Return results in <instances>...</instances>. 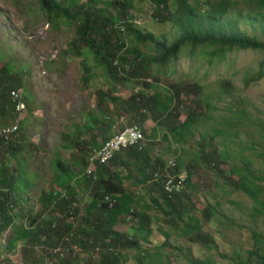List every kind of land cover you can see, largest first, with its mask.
<instances>
[{"label": "rangeland", "instance_id": "obj_1", "mask_svg": "<svg viewBox=\"0 0 264 264\" xmlns=\"http://www.w3.org/2000/svg\"><path fill=\"white\" fill-rule=\"evenodd\" d=\"M97 1V7L115 13V8L108 6L109 0ZM235 1L239 2L238 9L248 14L238 17L235 16L238 11H234L225 19L238 21L241 31L247 35L264 39V24L250 10L255 5L249 7L246 4L249 0ZM192 3L202 10L209 8L207 0H192ZM81 4L86 5L85 0ZM132 5L126 4L123 8L132 16L136 28L168 43L178 38L177 29L170 23L156 21L149 0H132ZM121 8L117 7L118 11H122ZM252 19H256L254 24L248 22ZM119 27L124 30L121 37L131 46H137L132 42L130 30L123 25ZM75 29V23L52 25L38 0H0V69L13 61L12 73L23 80L20 93L27 105V112L21 116L27 124L24 127L21 124L20 136L10 140H18L17 143L24 146L23 153L19 159H14L6 158L7 152L0 151V165L8 163L15 170L21 168L30 183L26 188L28 204L24 208L33 210L35 216L42 215V222H47L52 214L58 215V224H62L64 215L60 216L59 210H45L38 201L44 190H58L56 158L66 165H75L77 171L80 166L75 161L89 158L90 148L86 149L84 143L100 144L125 125H136L145 137L143 148L149 159L153 162L159 158L164 164L174 159L190 184L178 207L183 221L177 215L167 217L155 207L148 210L147 204L139 209L145 210L153 228L148 242L142 241L145 235L133 215L125 216L124 221L115 226L117 232L141 241L143 248L142 251L120 249L125 257L122 264H259L257 256H264V207H259L234 187L242 171L233 173L232 168L249 170L253 175L248 176L252 187L264 189V78L247 87L244 85L246 77L264 72V51L233 50L222 58H213L199 49L190 55L189 46H184L178 59L164 73L156 75L157 67H154V75L145 74L139 81L129 80L113 87L110 76L96 67L91 57L64 54L74 39ZM139 47L146 54L154 53L145 44ZM85 63L93 68L88 83L84 81ZM144 82L156 87L145 88ZM178 86L189 91L183 98L185 104L176 105L177 118L172 115L169 122L155 123L152 118L151 122L142 123L137 114L134 120H129L128 116L115 120L114 113L120 117L128 111L123 101L131 94L152 99L155 92L166 93V89ZM144 113L150 115L148 111ZM189 113L198 119L191 135L170 132V128L183 122ZM103 115L106 116L104 121ZM108 117L115 120L110 131H107ZM96 118L102 119V126L85 132L83 128L88 122L89 126L95 124ZM217 130L221 133L216 134ZM79 137L82 141L74 149ZM69 146L72 148L68 149ZM213 160L219 164L217 167L208 165ZM116 169L121 175L125 170ZM129 170L136 173L132 168ZM139 185V182L134 183L133 177L125 183L135 199L142 195L150 206V199H160L156 186ZM73 186L78 193L74 205L83 210L92 199L91 190L82 184ZM206 208H214L219 213L208 219L203 211ZM20 210L17 208L16 212ZM192 219L200 222L204 235L201 237L205 240L197 238V232L185 234L186 223H195ZM65 221L75 227L79 218L68 215ZM71 233L75 235L74 231L64 234L59 251L67 255L73 251L71 257L76 262L71 264L96 261L98 255L92 251L80 254L70 246ZM10 236L11 231L0 244V264H27L22 246L16 253L6 248ZM53 257L55 263L57 257ZM30 259L35 262L38 255Z\"/></svg>", "mask_w": 264, "mask_h": 264}, {"label": "trees", "instance_id": "obj_2", "mask_svg": "<svg viewBox=\"0 0 264 264\" xmlns=\"http://www.w3.org/2000/svg\"><path fill=\"white\" fill-rule=\"evenodd\" d=\"M38 1L52 25H58L61 22L76 24L74 39L69 43L64 54L75 57H91L96 67L101 68L110 76L113 87L129 80L139 81L145 74L146 76L154 75L152 73L154 67H157L155 68L156 75L164 73L178 59L184 46H189L190 55H194L199 49L213 58L217 56L222 58L227 52L233 50L264 51V39L247 35L241 31L238 21L225 19L234 11H238L235 15L238 17L248 14V12L238 9L239 2L235 0H207L209 8L206 10L199 9L192 3V0H149L153 6L156 21L163 24L170 23L177 29L179 36L172 43L163 41L154 34L145 33L135 27L132 16H129L127 10L123 8L126 4L132 7V0H109L108 6L115 8L114 14H111L107 8L97 7V0H85L86 5L81 4L82 0ZM246 4L249 7L255 5L250 10L259 18V22L264 24V0H249ZM119 6L122 7V11H118L117 7ZM248 22L254 24L256 19ZM120 25L130 30L133 36L132 42L137 46H131L125 38L121 37V32L124 30L123 27H119ZM141 44H145L147 48H152L154 53H144L139 47ZM12 68H14L13 61L0 69V127L5 124L16 123L19 117L10 100V95L11 92L23 90V80L12 73ZM84 69L86 73L84 81L88 83L93 68L85 63ZM263 78L264 72L259 71L246 77L244 85L247 87ZM143 85L145 88L156 87V85L148 82H144ZM188 91L189 88L185 90L178 86L174 89H166V93L155 92L151 97L152 99H149L150 97L145 99L141 95L133 93L123 103L126 110L136 111V117L137 114H140L142 123H145L148 118H153L155 123L160 120L169 122L172 115L178 117V112L175 110L176 105L185 104L183 98L184 95L188 94ZM146 111L150 115H145L144 112ZM105 117L103 115V121ZM108 118L111 120V117ZM22 122V126H26L27 121ZM101 122L102 119L96 118L94 126H89L88 122L83 129L85 132H90L95 127H101ZM197 123L196 115L189 113L183 122L174 124L170 128V132L180 136L184 133L191 135L190 131L194 130ZM218 133L221 131L217 130L216 134ZM17 141L0 142V151L7 152L6 158H20L24 146L21 143L18 144ZM81 141L82 139L79 137L73 148H77ZM100 146L99 143H94L92 146L89 143H84V147L90 148V150L92 147L99 148ZM67 148L71 149L72 147ZM121 154H125L129 162L128 165L123 164L122 166H125L126 169L132 167L134 172L140 176L138 179L140 185L146 186L150 183L158 189L160 199L152 200V206L147 205L146 209L155 207L167 217L177 215L183 221L178 207L182 204V196H186V189L190 184L189 178L186 189L168 197L163 190L161 176H154L156 172L162 174L165 164L159 158L152 162L144 148L141 150L137 148L123 150L116 154L108 164L98 165L94 175H86L85 170L88 161L85 158H82L80 162L75 161V164L80 166L76 171L75 165H66L57 157L55 166L58 170V178L55 186L58 190L44 191L39 202L45 210L50 208L59 210V215H64L62 224H58L60 220L58 215L52 214L47 222H42V215L37 214L35 216L33 210L27 211L24 208L28 204L29 192L26 188H29L30 183L26 181L21 168L15 170L11 164L6 163L0 165V244L6 233L11 231L6 248L10 252L16 253L22 246L27 264H46L48 260L53 259L51 252L59 246L64 234L72 231L75 235L71 233L70 246L76 248L80 254L92 251L98 255L96 261L93 259L90 264H122L125 257L119 252L120 249L142 251L141 241L114 229L121 217L133 215L138 218L139 229L145 235L142 237V241L148 242L153 235V228L150 226L151 224L149 225L147 213L145 210H139L141 202H144L143 197L135 199L133 193L124 187V179L117 173L109 172V165H117L122 162L119 159ZM205 159L207 160V158ZM208 165L217 167L219 164L213 160ZM175 171L181 172L179 164ZM240 171H242V175L234 187L251 198L256 205L264 207L262 201L264 189L252 187L248 176L252 177L253 175L249 170L232 168L233 173ZM73 184H82L91 190L92 199L83 210L74 205L78 193ZM104 196L110 197L113 203L112 207L103 202ZM17 208L21 210L16 212ZM203 211L208 219L219 213L214 208H206ZM68 215L71 218H79L77 226L74 227L73 223L65 221ZM192 221L195 223H186L185 234L189 236L197 232L196 237L205 240L201 237L204 235L201 232L200 222L193 219ZM96 248L99 249L100 253L95 252ZM72 252L70 250V255L68 253V256L66 253L64 254L65 257L62 258L57 256V261L54 264L58 261H61L58 264H71L76 260L71 257ZM34 254L38 255V260L35 262L31 261L32 259L29 260V257L32 258ZM253 255L251 254V256ZM257 257L260 260L259 264H264V256L258 255Z\"/></svg>", "mask_w": 264, "mask_h": 264}, {"label": "built area", "instance_id": "obj_3", "mask_svg": "<svg viewBox=\"0 0 264 264\" xmlns=\"http://www.w3.org/2000/svg\"><path fill=\"white\" fill-rule=\"evenodd\" d=\"M11 101L15 104V110L20 116H24L27 112L26 105L22 102L20 92H11ZM20 133V125H7L0 129V142L10 141L14 136ZM145 137L141 129L136 125L125 126L124 129L116 132L112 137L106 140L99 148L92 147L89 153L88 164L85 170L86 175H93L98 165L108 164L116 154L128 148H137L141 150L144 146ZM176 161L168 159L163 167L162 174L156 172L155 177L162 178V187L168 197L180 193L187 187L188 176L184 172H176ZM103 202L109 207L113 203L109 196L103 197ZM60 218V217H58ZM57 247L53 250L52 256L62 258L64 253L59 251ZM95 252H99L96 248ZM46 264H54L53 259L48 260Z\"/></svg>", "mask_w": 264, "mask_h": 264}, {"label": "crops", "instance_id": "obj_4", "mask_svg": "<svg viewBox=\"0 0 264 264\" xmlns=\"http://www.w3.org/2000/svg\"><path fill=\"white\" fill-rule=\"evenodd\" d=\"M129 98V97H128ZM127 98V99H128ZM124 99H126V98H124ZM126 99V100H127ZM120 115H121V113H120ZM136 115V111H134V110H132V111H126L125 112V114L123 115V116H120L119 117V115H118V113H114V118H115V120L116 119H120V120H123L124 119V116L126 117V116H128L127 118H129V120H134L135 119V116ZM106 118V117H105ZM108 120H109V118H108ZM115 120L113 119V118H111V120L108 122V125H107V131H110L111 130V127H113L114 125L113 124H115L114 122H115ZM152 121V119L151 118H148L147 120H146V122L147 123H149V122H151ZM112 122V123H111ZM118 122V121H117ZM126 126V125H125ZM116 133V132H115ZM114 133V134H115ZM114 134H112L111 136H109L106 140H108L110 137H112ZM106 140H102L101 142H100V145H102ZM119 159H120V161H122L120 164L118 163L117 165H109L108 166V169H109V172L110 173H117V169H116V167H119V169H125L124 170V172H123V176L121 175V174H118V175H120L124 180H123V185H124V187H125V183L127 182V181H131V178L133 177L134 178V183H135V181L138 183V179H140V176L137 174V173H134V174H132V173H130V170L129 171H127V169L125 168V166H122L123 164L124 165H128L129 164V162H128V160H127V157H126V155L125 154H121V155H119ZM132 168V167H131ZM130 173V174H129ZM133 175V176H132ZM138 187H145V186H143V185H139ZM75 188V187H74ZM126 189H127V187H125ZM131 189H133V188H131ZM76 190V189H75ZM45 191V190H44ZM43 191V192H44ZM42 192V193H43ZM132 192V191H131ZM41 193V194H42ZM144 194H146L147 195V192L145 191L144 192ZM142 196V195H141ZM137 199V198H136ZM148 200V199H147ZM152 200H154V199H150V202L152 201ZM38 201H40V199H38ZM41 202H39V204H40ZM144 204H147V205H150V203H145V202H141V207H143V205ZM79 205V204H78ZM129 216V215H128ZM125 217V216H124ZM124 217H121V219H120V221L117 223V225H120L123 221H124ZM122 219H123V221H122Z\"/></svg>", "mask_w": 264, "mask_h": 264}, {"label": "clouds", "instance_id": "obj_5", "mask_svg": "<svg viewBox=\"0 0 264 264\" xmlns=\"http://www.w3.org/2000/svg\"><path fill=\"white\" fill-rule=\"evenodd\" d=\"M16 92H18V91H16ZM20 92V91H19ZM21 94V93H20ZM11 96V95H10ZM21 96H22V94H21ZM10 100H11V98H10ZM12 102V101H11ZM22 102L26 105V103L24 102V100H23V96H22ZM13 103V102H12ZM14 104V103H13ZM26 107H27V105H26ZM14 108H15V104H14ZM15 112H16V110H15ZM16 114L19 116L18 117V121L16 122V123H11V124H9V125H14V124H19L20 125V132H21V122L24 120V119H22L21 118V116L16 112ZM4 126H7V125H4ZM3 126V127H4ZM2 128V127H1ZM0 128V129H1ZM16 136H18V135H16ZM4 142H9V141H4Z\"/></svg>", "mask_w": 264, "mask_h": 264}]
</instances>
